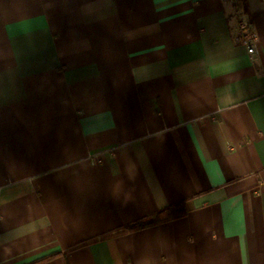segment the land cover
I'll use <instances>...</instances> for the list:
<instances>
[{
  "label": "crops",
  "instance_id": "0c3cea01",
  "mask_svg": "<svg viewBox=\"0 0 264 264\" xmlns=\"http://www.w3.org/2000/svg\"><path fill=\"white\" fill-rule=\"evenodd\" d=\"M0 264H264V0H0Z\"/></svg>",
  "mask_w": 264,
  "mask_h": 264
},
{
  "label": "trees",
  "instance_id": "16d2710c",
  "mask_svg": "<svg viewBox=\"0 0 264 264\" xmlns=\"http://www.w3.org/2000/svg\"><path fill=\"white\" fill-rule=\"evenodd\" d=\"M185 214L184 208L182 205L169 208L167 210H164L162 212L157 213L153 217L137 222L133 225H130L127 227V230L129 232H136L140 230H144L150 227H154L178 218H181Z\"/></svg>",
  "mask_w": 264,
  "mask_h": 264
},
{
  "label": "built area",
  "instance_id": "2783aa9c",
  "mask_svg": "<svg viewBox=\"0 0 264 264\" xmlns=\"http://www.w3.org/2000/svg\"><path fill=\"white\" fill-rule=\"evenodd\" d=\"M239 40L241 44L246 47L249 55L252 56L256 53L255 37L252 34L249 33L243 34Z\"/></svg>",
  "mask_w": 264,
  "mask_h": 264
}]
</instances>
